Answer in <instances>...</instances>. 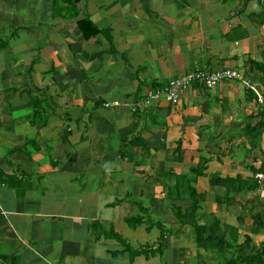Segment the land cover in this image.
<instances>
[{"label":"crops","instance_id":"obj_1","mask_svg":"<svg viewBox=\"0 0 264 264\" xmlns=\"http://www.w3.org/2000/svg\"><path fill=\"white\" fill-rule=\"evenodd\" d=\"M52 1L0 0V264H215L194 228L214 214L238 244L263 242L264 0H80L106 30L88 39ZM195 67L256 91L224 79L144 104L149 82ZM202 163L205 198L181 226L165 195ZM141 205L170 228L158 249L156 225L126 222Z\"/></svg>","mask_w":264,"mask_h":264},{"label":"trees","instance_id":"obj_2","mask_svg":"<svg viewBox=\"0 0 264 264\" xmlns=\"http://www.w3.org/2000/svg\"><path fill=\"white\" fill-rule=\"evenodd\" d=\"M53 6V12L57 11L58 13L62 14L63 12H66L67 15L64 16V18L68 17L67 19L72 20L76 23V25L79 27L81 35L85 38H91L96 36L100 33H106L105 29L100 28L97 26L87 15L85 10V5L80 0H53L52 1ZM253 66L258 68L261 73L263 74V81H264V59L261 63H253ZM130 68V66H128ZM135 71L132 70V74ZM155 89L159 86L156 82L151 81L148 83ZM32 100V99H31ZM34 101V100H33ZM264 103V102H263ZM34 105V104H33ZM264 106V104H263ZM259 123L264 124V109H261L258 114ZM123 155V152L121 151V156ZM207 158L203 159V162H206ZM203 163L199 164L198 166L191 168L189 171V174L181 175V177H178L177 180L174 179V193H169L165 195V199L168 202L169 207L171 208L173 215L177 218L179 224L181 226L187 224V217L190 213H194L197 211L200 207V202L205 198V194L202 192H198L195 188V180L198 175L203 174ZM170 177L172 176V171L168 173ZM239 183V180L237 178H231V177H223L220 178L218 176L211 177L210 178V184L213 185H221V184H231ZM176 185V186H175ZM181 186V187H180ZM183 189V190H182ZM186 197L190 200V205L186 208L184 212H181V209L179 206L175 205L171 202V200L180 199ZM142 209L143 214L132 217V218H126V222L130 226H135L136 224H140L143 222H147L148 226H154L156 225L160 229V233L158 236V239L156 241L157 243V249L160 248V245L162 243V239L164 235L169 232L170 228H166L165 225L160 221L152 220L149 217L148 210L144 206H140ZM214 220H211L209 223H201L199 220L195 222L194 228H195V235L197 236V243L201 245L204 249H214L215 251H220L219 259L216 261L215 264H264V241L255 244L250 239V236H245L244 241L241 244L237 243V231L235 229H230L232 233L228 231H223L221 229V223L218 219V217L214 214L211 215ZM257 218L260 219L257 223H254L253 232H256V229H264V221L262 219L261 214L257 215ZM223 227V226H222ZM224 229H228L227 225H224ZM232 234L234 239H230L228 234ZM113 235V233H105V235ZM122 241V239H121ZM126 244L125 242H123ZM246 245L247 251L246 254H236L232 257L224 258L221 253H223L226 250L236 248L240 245ZM128 251L130 252L132 249L125 245ZM142 248H139L138 250L141 251ZM147 249H152V247H147ZM138 250L133 251L136 253ZM224 261V262H223Z\"/></svg>","mask_w":264,"mask_h":264},{"label":"built area","instance_id":"obj_3","mask_svg":"<svg viewBox=\"0 0 264 264\" xmlns=\"http://www.w3.org/2000/svg\"><path fill=\"white\" fill-rule=\"evenodd\" d=\"M224 79H238L241 80L246 87H249L256 91L254 86L251 84L249 79L242 76L241 73L237 70L232 69H219L215 71H207L200 67H195L194 69L179 75L177 77L171 78L167 85L162 89H155L150 91L146 95V99L144 104H150L153 101H157L161 98H164L167 101L173 102L175 101L180 94L188 89L191 85L198 83L205 88H213L215 87L220 81ZM257 94V99L260 103L264 102L263 96L259 93ZM108 105V104H105ZM258 181H264V170L258 172L255 175ZM1 187V183H0Z\"/></svg>","mask_w":264,"mask_h":264}]
</instances>
